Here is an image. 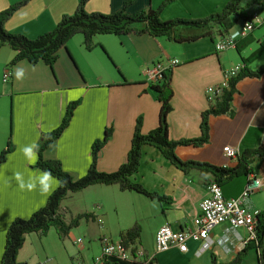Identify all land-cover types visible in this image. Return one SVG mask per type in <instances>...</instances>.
I'll return each mask as SVG.
<instances>
[{
    "label": "crops",
    "instance_id": "1",
    "mask_svg": "<svg viewBox=\"0 0 264 264\" xmlns=\"http://www.w3.org/2000/svg\"><path fill=\"white\" fill-rule=\"evenodd\" d=\"M16 1L0 0V11ZM79 1L30 0L5 22V29L34 38L53 29L63 14L73 13ZM125 1L86 0L84 7L88 12L109 14L118 11ZM161 1L132 0L126 11L132 14L149 6L156 8ZM227 1L174 0L164 8L161 19L203 18L220 11ZM256 8L255 4L250 5L246 14ZM217 27L210 29L212 36H199L192 41H174L164 35L153 37L147 33L98 34L93 37L90 50L84 47L83 36L76 34L58 51L51 66L41 61L31 64L26 60L10 66L8 63L15 51L7 45L0 47V151L8 139L11 142L10 152L0 164V260L10 222L16 217L28 218L45 204L58 185L56 178L35 166L36 145L43 133L60 124L69 102L78 101L71 119L43 156L59 159L63 170L74 178L86 173L92 144L102 138L105 128L111 129V136L98 153L97 169L111 172L126 159L136 118L142 117V133L157 126L160 103L149 88L151 82L146 79L145 71L158 60L165 63L177 60L170 76L173 96L167 114L169 138L200 135L201 113L210 104L205 89L220 83L224 71L241 66V58L250 57L264 40V23L240 38L238 20L226 34L235 35L236 43L241 45L240 53L236 44L217 52L215 42L226 35L220 34ZM203 31L205 29L180 26L175 32L185 36ZM263 64L264 50L252 57L247 66L256 70ZM5 69L10 70L6 81L3 80ZM235 89L228 111L209 117L208 141L199 147H177L175 152L180 159L232 168L237 166L238 159L226 157L223 146L236 147L240 153L264 145V72L239 80ZM251 158L247 174L221 182L225 198L237 197L251 174L264 179V154L251 153ZM213 178L211 173L196 169L184 173L157 148L144 145L133 180L169 199L160 202L135 191H121L117 185L89 186L72 194L80 193V198L70 200L68 196L61 206L72 216L91 212L94 219L82 220L63 240L53 228L46 236L35 232L26 234L17 260L23 264L29 261L35 264H76L80 261L102 264L99 261L101 237L107 235L114 242L116 234L118 242L119 233L137 222L140 236L134 244L135 252L141 249L145 259L131 260L114 255L107 257L110 262L210 264L213 257L217 262H232L252 239H247L244 227H231L227 222L210 229V246L205 250H200V241L189 240L186 252L177 248L154 251V236L159 226L168 223L175 230H184L192 225L199 213L200 201L208 195L207 184ZM83 199H89L94 207H79ZM245 207L251 211L264 210V190L252 193ZM149 218L153 219L150 229L146 225ZM91 227L93 232L89 231ZM145 234H149L150 245ZM91 247L95 250L91 251ZM257 252L256 248L249 249L240 264L248 259H255L256 264Z\"/></svg>",
    "mask_w": 264,
    "mask_h": 264
},
{
    "label": "trees",
    "instance_id": "2",
    "mask_svg": "<svg viewBox=\"0 0 264 264\" xmlns=\"http://www.w3.org/2000/svg\"><path fill=\"white\" fill-rule=\"evenodd\" d=\"M29 1L18 0L0 11V47L7 45L15 51L13 58L8 63L10 66L15 65L20 60H26L31 64L41 61L51 66L57 59L58 51L61 48H65L67 41L76 34L83 36V44L87 50L93 47V37L98 34L147 33L153 37L164 35L174 41H192L199 36H212V32L210 31L212 26H218L219 33L226 34L236 21L249 17L252 12L247 15L246 9L252 4H255L257 7L255 11L262 12L264 10V0H251V2L228 0L220 11L211 13L203 18L176 17L163 20L161 19L162 11L174 0H162L156 8L149 6L132 14L126 11L127 5L132 0H126L118 11L109 14L88 12L84 7L86 0H80L73 13L63 14L53 29L38 34L34 38H28L24 34L6 30L5 22L18 8ZM180 26L197 27L205 29V31L196 35L182 36L175 32ZM235 47L237 52L240 53L241 45L236 43ZM263 50L264 40L250 57L241 58L242 65L240 69L235 74L228 76L226 85L221 88L220 94L216 97L215 101L210 103L201 113L200 135L195 138L175 140L168 136L167 114L171 110L170 99L173 96L170 78L172 68H168L166 72H163L155 82L149 84L150 90L154 92L155 99L160 103L157 126L147 133H142V117L138 116L135 120L126 159L116 170L111 172L97 169L98 153L111 136L110 128H105L102 138L93 142L91 147V162L86 173L79 178H74L69 172L63 170L59 159L44 158L43 152L52 145L68 125L73 114V109L78 103L76 100L69 102L60 124L55 129L43 133L36 145L37 159L35 166L56 178L58 185L49 194L45 204L35 210L28 218L16 217L10 222L5 232V242L0 264H23L17 260V254L23 245L25 235L28 233L35 232L42 236L50 228H53L59 239H64L71 229L79 225L81 219H94V215L91 212H82L69 220L66 219L61 202L69 193L81 191L92 185L102 184L117 185L121 191H135L148 198L157 199L160 202L169 199L156 191L146 189L141 183L133 180V175L140 164L141 148L144 145L157 148L165 159L184 173L192 169H196L201 173H211L214 176L212 181L216 182L219 186L222 181L240 174H247L248 165L252 159L251 153L264 154V145L253 151L243 150L238 153V164L232 168L218 167L195 160H182L177 156L175 149L179 146L188 145L199 147L208 141L209 117L228 111L232 95L236 91V83L243 78L257 77L264 72V64L256 70H251L247 66L251 58ZM10 150L11 142L8 139L5 148L0 151V164L5 160ZM139 236L140 226L137 222H134L133 225L119 233V244L123 249L128 250L131 255H135L134 244ZM252 247L258 251L256 264H264V210L259 211L256 216L255 238L246 242L236 258L232 262L222 263L217 262L213 257L210 264H240L245 253ZM143 259L145 258L143 257ZM102 264L117 263L110 262L106 256H103Z\"/></svg>",
    "mask_w": 264,
    "mask_h": 264
},
{
    "label": "built area",
    "instance_id": "3",
    "mask_svg": "<svg viewBox=\"0 0 264 264\" xmlns=\"http://www.w3.org/2000/svg\"><path fill=\"white\" fill-rule=\"evenodd\" d=\"M264 7V5H263ZM240 27L237 32L238 37H245L255 28L264 23V10L262 12H252L247 19H240ZM236 44L235 35L226 34L215 42V50L222 52ZM177 63V60H171L167 63L158 60L154 62L145 71L146 79L155 82L163 72ZM241 66L237 65L224 71L223 80L215 85L208 86L205 94L209 103H213L220 94L221 88L226 85L227 78L235 74ZM10 76V70L5 69L3 80L6 81ZM223 153L228 158H237L238 149L229 145L223 146ZM264 190V179L251 174L244 185L242 191L237 197L225 198L221 187L214 181L207 184L208 195L199 203V213L193 218L192 225L184 230H175L168 223H164L155 232L154 251L157 253L166 251L170 248H177L180 252H186L187 242L200 241V250H205L210 246L209 231L217 224L227 222L231 227H244L248 232L247 239L255 238L256 216L259 210H249L245 207V201L254 192ZM103 256H118L136 260L143 258V251L140 249L131 255L128 250L123 249L119 241L114 243L108 237L100 239ZM97 262H77L76 264H96Z\"/></svg>",
    "mask_w": 264,
    "mask_h": 264
},
{
    "label": "rangeland",
    "instance_id": "4",
    "mask_svg": "<svg viewBox=\"0 0 264 264\" xmlns=\"http://www.w3.org/2000/svg\"><path fill=\"white\" fill-rule=\"evenodd\" d=\"M223 52V51H222ZM73 193H69L67 196H66V198L64 199L65 201H67L68 200V196H70V200H72L73 198L74 199H76L77 200V198H80L82 195H80V193H76V194H74V195H72ZM79 205V207H82L83 209H86L87 207H90V206H92V207H94L93 206V204H90V200L88 199V200H85V199H83L82 200V202L81 203H79L78 204ZM87 205V206H86ZM90 205V206H89ZM80 213H82V212H80ZM79 214V213H78ZM77 214H75L74 216H76ZM74 216H72V215H70L69 213H67V212H65V217H66V219L67 220H69L70 218H72V217H74ZM82 220H85V219H81L80 220V223H81V221ZM152 221H153V219L151 220V218H149V221L147 222V227H148V229H150V227L152 226ZM79 223V224H80ZM79 226V225H78ZM78 226H76V227H78ZM76 227H74V228H76ZM73 228V229H74ZM50 230V229H49ZM89 231H91V232H93V229H92V227H91V229H89ZM55 233H56V231H55ZM98 233V232H97ZM78 236H82L80 233H78L77 234ZM43 236H46V235H43ZM104 237H108V238H110L109 236H107V235H105ZM147 237V243H148V245H150V242H151V240H149V234H145V238ZM47 238H49V235H47ZM84 239V238H83ZM61 240H63V239H61ZM113 240H114V242H117V235L115 234V236L113 237ZM97 241V239H95V242ZM74 246V245H73ZM91 251H94L95 250V248L94 247H91ZM67 261H69V259H67ZM66 262V261H65ZM36 262H34V261H29V264H35ZM244 264H255V259H254V261H253V259H248Z\"/></svg>",
    "mask_w": 264,
    "mask_h": 264
}]
</instances>
